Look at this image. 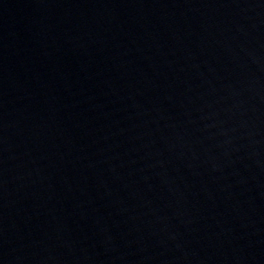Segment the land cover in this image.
<instances>
[{
    "label": "water",
    "instance_id": "1",
    "mask_svg": "<svg viewBox=\"0 0 264 264\" xmlns=\"http://www.w3.org/2000/svg\"><path fill=\"white\" fill-rule=\"evenodd\" d=\"M0 264H264V0H0Z\"/></svg>",
    "mask_w": 264,
    "mask_h": 264
}]
</instances>
